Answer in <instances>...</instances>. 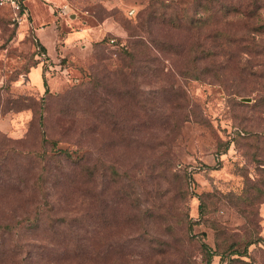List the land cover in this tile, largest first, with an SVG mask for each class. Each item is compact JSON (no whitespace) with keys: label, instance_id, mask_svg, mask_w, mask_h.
Returning <instances> with one entry per match:
<instances>
[{"label":"rangeland","instance_id":"1","mask_svg":"<svg viewBox=\"0 0 264 264\" xmlns=\"http://www.w3.org/2000/svg\"><path fill=\"white\" fill-rule=\"evenodd\" d=\"M18 1L0 7V264H264V0ZM42 131L74 159L37 188L14 150Z\"/></svg>","mask_w":264,"mask_h":264},{"label":"trees","instance_id":"2","mask_svg":"<svg viewBox=\"0 0 264 264\" xmlns=\"http://www.w3.org/2000/svg\"><path fill=\"white\" fill-rule=\"evenodd\" d=\"M199 6V5H198ZM203 10L206 9V7L203 5L202 7ZM207 21L206 17L203 15L202 17H197L193 22H195L196 24V27H200L202 26L203 24H205V22ZM143 26H146L145 29L143 31H147V25H148V18L146 19L145 22H141L139 23L138 25V29L141 31L143 28H141ZM139 44L141 46L144 45V43L142 41H139ZM157 45V43H156ZM41 49L43 50L44 47L42 45H40ZM145 47H147L145 45ZM204 53H206L205 50H201L197 53V51L195 52L194 56H197L196 59H199L198 58V54H201L200 55V58L201 56L203 57ZM127 56L130 58L131 57V53H127ZM194 56H193V60L194 61ZM206 67V66H205ZM196 68V67H194ZM41 79H42V83L45 84L44 82V78H43V75L41 74ZM46 91V90H45ZM41 136H45V133L42 131L41 132ZM47 140L44 138L41 139L40 141V150L39 151H29V150H22V148H15L14 150V153L16 156H18L20 158V160L24 161V164H26L27 160L30 162V163H34L33 161L29 160L31 159L32 157L35 158V160H37V162L39 163L38 165V168L41 170L42 173H44V175H38L36 179H34V183L35 185H37V188H40V186L37 184V183H42L43 181H48L49 182V168L46 166L45 162H47L49 159L51 158H54L55 156H58V157H61L63 158L64 160L68 159V160H71V159H74V156L72 155V151H68L67 149H56L54 147L55 143L57 140L52 141L51 140V144H50V147L47 148L43 145V143H45ZM4 147V144L0 141V148H3ZM82 157V155L80 154L79 156V159ZM6 159L4 165L2 164V172L3 173H8V171L6 170L7 169V156L4 158V160ZM23 164V162H21ZM45 169H47L48 173L45 174ZM54 175V174H53ZM55 178V175L54 177H52V179ZM51 179V178H50ZM264 182V180H262ZM56 182V180H50V183H54ZM202 248L204 249V256H205V260L207 263H210V260H211V257L213 255H216V253L210 251V249L207 247V245L203 244L202 245ZM230 254V252H229ZM230 255H241V253H239V251H232Z\"/></svg>","mask_w":264,"mask_h":264},{"label":"crops","instance_id":"3","mask_svg":"<svg viewBox=\"0 0 264 264\" xmlns=\"http://www.w3.org/2000/svg\"><path fill=\"white\" fill-rule=\"evenodd\" d=\"M47 2H49L50 4L51 3H56L55 2V0H46ZM35 6H37V7H35L34 6V8L32 9V12H33V14H34V22L35 21H37V22H39L40 20L42 21L43 19H46L47 17H50L51 15H50V11H49V9L47 10L46 9V6H43V5H38V4H34ZM48 5V7L50 8V6H49V4H47ZM42 11H43V13H42ZM42 13V14H41ZM45 13V14H44ZM81 32V31H80ZM81 34V33H80ZM79 34V35H80ZM75 36H76V34H75ZM35 71L36 72V74L38 75V78H39V80L41 79V68L40 67H38V66H36V67H32L31 68V70L29 71V74L32 72V71Z\"/></svg>","mask_w":264,"mask_h":264},{"label":"built area","instance_id":"4","mask_svg":"<svg viewBox=\"0 0 264 264\" xmlns=\"http://www.w3.org/2000/svg\"><path fill=\"white\" fill-rule=\"evenodd\" d=\"M4 4L13 8L14 10H18V8H19V1L18 0H0V7ZM129 12L131 13V11H129Z\"/></svg>","mask_w":264,"mask_h":264}]
</instances>
